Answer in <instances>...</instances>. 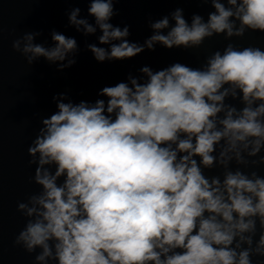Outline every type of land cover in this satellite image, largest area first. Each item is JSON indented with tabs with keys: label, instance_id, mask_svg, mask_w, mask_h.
Masks as SVG:
<instances>
[{
	"label": "clouds",
	"instance_id": "1",
	"mask_svg": "<svg viewBox=\"0 0 264 264\" xmlns=\"http://www.w3.org/2000/svg\"><path fill=\"white\" fill-rule=\"evenodd\" d=\"M121 0H89L88 16L68 12L99 62L145 50L200 48L206 39L264 34V0H197L207 19L177 8L148 21L130 41L114 26ZM165 30H167L165 32ZM28 32L12 43L32 65L43 57L64 71L77 63L74 37L56 30L52 46ZM104 86L94 102L53 96L28 147L41 191L17 210L26 218L14 244L36 264H253L264 257V49L228 43L201 67L174 62ZM238 101L239 107L228 101ZM235 164V168L232 165ZM222 169L208 176L205 170ZM259 233V234H258ZM258 234V239H257Z\"/></svg>",
	"mask_w": 264,
	"mask_h": 264
},
{
	"label": "water",
	"instance_id": "2",
	"mask_svg": "<svg viewBox=\"0 0 264 264\" xmlns=\"http://www.w3.org/2000/svg\"><path fill=\"white\" fill-rule=\"evenodd\" d=\"M77 7L81 9V17L94 23V18L87 13L89 0H0V264H36L39 249L29 254L22 246L14 244L27 222L17 205L41 191L32 181L36 165L28 163L31 157L27 149L42 126L41 119L56 111L53 96L67 93L73 102H94L104 99L98 97L101 88L125 81L129 73L139 75V68L145 65L154 70L174 62L201 67L208 56L217 50L223 52L228 43L238 48L251 45L264 49V34L249 31L243 38L231 40H225L222 35L214 36L198 49L169 50L157 45L155 51L145 50L132 59L99 63L86 44L108 45H99V30L86 37L69 26L68 12ZM114 7L119 14L110 22L120 27L129 25L128 39L141 44L152 34L149 19L157 20L182 8L190 22L194 13L207 19L208 13L214 10L210 4L197 0H121ZM52 30L77 40V63L71 68L57 71V65L43 57L29 65L25 57L12 48L13 41L28 32L42 33L35 42L52 46ZM228 102L240 106L238 101ZM232 167L235 168V164ZM256 170L264 176V165ZM221 171L205 170V174L219 175ZM252 261L264 264V257L254 256Z\"/></svg>",
	"mask_w": 264,
	"mask_h": 264
}]
</instances>
